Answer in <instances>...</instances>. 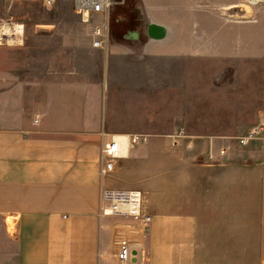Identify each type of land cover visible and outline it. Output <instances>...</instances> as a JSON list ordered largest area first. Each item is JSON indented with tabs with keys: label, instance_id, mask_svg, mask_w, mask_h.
<instances>
[{
	"label": "crops",
	"instance_id": "0c3cea01",
	"mask_svg": "<svg viewBox=\"0 0 264 264\" xmlns=\"http://www.w3.org/2000/svg\"><path fill=\"white\" fill-rule=\"evenodd\" d=\"M191 1L192 11L165 21L138 0L169 30L144 45L94 46V25L78 20L73 2L63 29L40 23L54 28L0 44V264H122L121 234L142 243L139 264H264V128L259 147L237 141L264 124V12L257 22L255 8L245 14L254 19H239L243 0ZM177 124L195 132L187 130L193 149L170 145L185 128ZM134 134L193 152L207 179L216 173L209 188L229 195L183 197V212H154L146 231L137 219L101 215L102 186L125 188L112 183L138 153ZM112 137L125 155L102 177V145ZM211 151L222 164L205 163ZM244 153L258 178L242 193L254 196L237 195L246 189Z\"/></svg>",
	"mask_w": 264,
	"mask_h": 264
},
{
	"label": "rangeland",
	"instance_id": "374dc122",
	"mask_svg": "<svg viewBox=\"0 0 264 264\" xmlns=\"http://www.w3.org/2000/svg\"><path fill=\"white\" fill-rule=\"evenodd\" d=\"M128 1L129 0H123L115 3L110 15L111 23H113L116 18L121 20V17L124 15L123 12L126 8V3ZM210 1L212 3L222 4L226 1L237 0ZM191 3V0H147L149 9H151V11L154 10L157 17L164 18L165 21H167L169 18L168 16L172 15V13L176 15V13H187L186 11H192L191 6H189ZM71 5L72 0H58L53 8L48 9L41 1L38 0H27L21 2L13 0H0V18L5 20H13L18 23L25 22L26 30L24 37H26L36 34V31L40 32V30H38L40 28H54L41 25L37 26V24L40 23H55L56 26L59 25V28L63 29V24L65 23L66 19H68L66 13L69 11L68 9ZM206 6L207 7H205L203 10L207 11V9H212L210 4ZM247 9H249V7L244 8L243 5L240 4L239 11L241 15L239 16V19H254L253 12H251V16H249V18L245 16V14L249 13ZM255 9L257 11V22H261V14L264 12V3L256 6ZM73 19L75 20V17ZM62 20L63 22H61ZM78 20L82 21L80 18ZM58 30L59 29L56 30L55 28V31ZM21 34L22 33H20V38H22ZM21 40L22 39H20V41ZM112 41L115 42L121 40L117 37H114L111 28L109 42L112 43ZM12 42L13 41L11 40L10 44H12ZM166 67V63L160 66L161 69H165ZM179 79L176 78L175 87L182 90V78ZM193 80H196V78H193ZM163 83L164 82L161 80V86L166 87ZM197 86L199 85L194 86L193 83V87L197 88ZM185 89H187V86H185ZM161 90L160 96L164 97V95H166L167 89L165 90L162 88ZM178 126H184L189 132L195 133L186 124H177L174 126V128ZM237 141L239 144H241L239 140ZM253 141L246 145H240L241 149L249 150L252 145L259 147L257 144L254 145ZM192 154L193 152L169 150L165 147V141L162 139H149L146 144L141 145L138 148L136 157L131 159L122 167L120 175L114 177V180H116L118 183L113 182L112 186L125 188L132 187L141 190L144 196V210L150 215L154 212H183V208L188 206L179 204V202H183V197L229 195L224 194V192H216V190L209 188L215 184L216 173L212 172V177L207 179L205 175L207 167H204L202 165L203 162L199 160L198 157L195 158ZM244 154L246 156L245 158H242L243 163L241 162L239 166H243L242 164L245 163L247 164L245 165L247 167L244 166L243 168L247 169L249 166L256 165L255 162L254 164L247 162L249 161L247 157L248 155L247 153ZM205 163L212 166L215 164H222L223 162L219 161L218 159L213 160L208 157ZM247 171L248 172L246 175L243 171L238 173L240 174L241 181L245 182L241 188H246L243 191L241 189V193L237 194L239 196H254L253 194H244L242 192L249 191L247 190L248 188L255 186V182L257 183L258 178V170L253 168L251 172H249L248 169ZM10 227L13 231L14 225L12 221H10ZM254 231L256 232V230ZM249 239L250 241H253L254 244H256L257 237Z\"/></svg>",
	"mask_w": 264,
	"mask_h": 264
},
{
	"label": "built area",
	"instance_id": "2783aa9c",
	"mask_svg": "<svg viewBox=\"0 0 264 264\" xmlns=\"http://www.w3.org/2000/svg\"><path fill=\"white\" fill-rule=\"evenodd\" d=\"M27 1V0H13ZM43 5L50 9L53 8L58 0H38ZM123 0H72L74 11L80 17L82 22L93 24V34L95 35L94 46L106 47L110 40V15L115 3ZM264 3V0H243L244 8H255ZM9 23L15 26L17 23L13 20H5L0 18V44L10 43L9 36L1 32L3 23ZM21 23V22H20ZM23 38L25 31L24 22ZM12 43H19L12 39ZM39 121V116L36 117V122ZM264 124L260 127L253 128L247 135L238 136V140L242 145H246L259 137L263 130ZM170 145L179 147L185 145L188 149H193L195 146V137L190 135L185 128H180L176 133L169 135ZM150 139L148 134H134L131 137L130 145L138 147L146 144ZM229 147H221L220 155H225ZM123 157L121 142L118 137H112L110 141L103 142L102 145V164L101 175L107 177L112 175L117 168V160ZM210 159L217 160L214 151H211L208 156ZM100 213L106 216H121L137 219L143 230H147L153 220V216L147 214L144 210V196L139 189H125L102 186ZM117 243L119 246L118 258L122 264H139L146 258V252L142 243L138 239H133L125 234H121Z\"/></svg>",
	"mask_w": 264,
	"mask_h": 264
},
{
	"label": "flooded vegetation",
	"instance_id": "af4514ba",
	"mask_svg": "<svg viewBox=\"0 0 264 264\" xmlns=\"http://www.w3.org/2000/svg\"><path fill=\"white\" fill-rule=\"evenodd\" d=\"M128 8V9H127ZM126 10H124V15L119 18H116L113 23L110 21V31L112 28V32L114 37L119 38L121 41H128L132 43H137L132 39L126 38L127 34L132 31L138 29L140 26V20L142 18V8L141 4L136 1L129 0L126 3ZM142 38V37H141Z\"/></svg>",
	"mask_w": 264,
	"mask_h": 264
},
{
	"label": "water",
	"instance_id": "95a60500",
	"mask_svg": "<svg viewBox=\"0 0 264 264\" xmlns=\"http://www.w3.org/2000/svg\"><path fill=\"white\" fill-rule=\"evenodd\" d=\"M142 15L139 25L140 27L136 30L130 31L126 38L144 45L150 40H162L168 36L169 30L166 25L154 21L145 11H142Z\"/></svg>",
	"mask_w": 264,
	"mask_h": 264
},
{
	"label": "bare ground",
	"instance_id": "6f19581e",
	"mask_svg": "<svg viewBox=\"0 0 264 264\" xmlns=\"http://www.w3.org/2000/svg\"><path fill=\"white\" fill-rule=\"evenodd\" d=\"M1 27H2L1 32L8 35L9 40L15 39L16 41H20V39H22V38H20V33L23 32V26L21 23L17 22L15 24V26L13 27L9 23L6 22V23H3L1 25ZM120 142H122V141L120 140ZM121 149H122V143H121ZM122 153H123V149H122ZM123 155H125V154H123Z\"/></svg>",
	"mask_w": 264,
	"mask_h": 264
},
{
	"label": "trees",
	"instance_id": "16d2710c",
	"mask_svg": "<svg viewBox=\"0 0 264 264\" xmlns=\"http://www.w3.org/2000/svg\"><path fill=\"white\" fill-rule=\"evenodd\" d=\"M126 7V6H125ZM128 9V8H127ZM127 9L125 8V10L127 11ZM124 14V13H123Z\"/></svg>",
	"mask_w": 264,
	"mask_h": 264
}]
</instances>
